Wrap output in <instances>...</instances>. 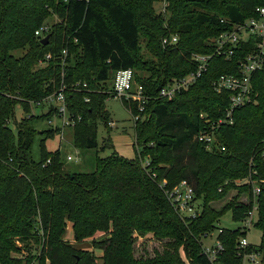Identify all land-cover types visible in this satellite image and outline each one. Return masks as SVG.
<instances>
[{"label":"trees","instance_id":"1","mask_svg":"<svg viewBox=\"0 0 264 264\" xmlns=\"http://www.w3.org/2000/svg\"><path fill=\"white\" fill-rule=\"evenodd\" d=\"M158 1L0 0V264L33 262L31 255H13L21 251L16 238L27 246L31 239L40 245L37 264H99L92 251L74 244L97 232L103 238L92 242L103 251L102 264H242L238 241L247 232L241 222L254 202L253 185L238 180L251 172L264 180V68L253 77L257 101L237 108L232 123L215 129L224 149L211 150L196 135L225 117L229 93H218L212 80L233 72L242 53L232 59L215 56L196 82L172 98L159 93L168 81L196 69L192 53L212 52L210 39L255 15L264 0H168L167 17L156 12ZM52 16L58 20L50 24V40L44 44L35 31ZM172 33L179 36L177 44L164 47L162 38ZM143 41L152 57L143 55ZM63 49L68 50L65 58ZM46 53L52 58L39 65ZM127 68L135 71L150 97L144 111L122 100L141 115L134 125L136 157L113 152L97 156L93 171H67L60 151L46 146L60 127L40 129L37 124L56 110L30 114V102L59 91L63 84L70 88L80 83L66 92L76 118L74 144L97 148L99 121L106 126L111 122L106 100L113 96L112 78ZM18 104L30 115L17 120ZM38 140L40 158L35 159ZM183 179L202 200L196 218L180 216L161 187L164 180L172 187ZM260 186L254 225L262 240L247 251L261 253L264 264V181ZM232 191L222 207L213 205ZM229 211L239 225L222 227L218 238L223 250L211 261L202 239ZM68 222L74 242L65 238ZM135 232L168 239L166 247L137 258Z\"/></svg>","mask_w":264,"mask_h":264},{"label":"built area","instance_id":"2","mask_svg":"<svg viewBox=\"0 0 264 264\" xmlns=\"http://www.w3.org/2000/svg\"><path fill=\"white\" fill-rule=\"evenodd\" d=\"M159 2L161 8L157 13L166 16V14H168L169 1L159 0ZM255 12V15L243 21L232 23L231 29L225 30L211 38L210 43L214 46L212 52L192 53L190 59L194 62L196 69L184 77L168 81L159 93L160 97L172 98L178 92L187 89L196 82L208 70L215 56L232 59L236 56L235 53H242L236 60V68L233 72L222 73L212 80V86L218 93H229V106L226 110L225 117L220 118L217 122H213L210 129L201 130L196 135V138L206 143L207 147L211 150L214 148H225L220 145L215 135L216 127L223 123H232L233 112L237 108L257 101L258 94L253 85V77L258 71L264 68V5L256 7ZM50 29L51 25L44 23L35 33L44 38ZM178 40V34L172 33L165 35L162 38V43L164 47H169L176 45ZM62 54L63 58H65L68 54V50L63 49ZM51 58L52 53H46L45 57L39 61V65H46L47 61ZM63 62L65 63V61ZM79 84L80 83H73L70 88H67V85L63 84L59 91L46 96L42 100L30 102L32 109L35 106L47 105L48 110L50 108L56 110L55 115L58 116L61 121L59 126L64 124H71L74 126L76 118L72 116L69 109L66 92L67 90H74ZM84 86H86V83ZM109 91L113 94V97L127 100L130 103H137L140 111L145 110L146 103L150 99L149 95L145 93L144 86L136 80L135 71L132 68L117 70L112 78V87ZM86 100H89V98H86ZM134 116L136 118L135 121L141 117L139 113L134 114ZM200 117L204 119L205 113H201ZM207 121L208 120H206V122ZM262 155L264 156V139L262 142ZM72 158L71 155L68 156V159ZM148 163L147 161L146 164ZM253 174L254 172H251L248 177L238 180L239 183L248 182L253 185L254 205L248 212L246 218L241 222V227L247 234L250 226H252L256 220L255 216L258 208L257 195L261 191L260 181H264L252 177ZM161 186L164 188L168 200L180 216L196 218L202 213V204L196 196L195 188L187 179L181 180L172 187H168L167 180H164ZM244 200H249V196L247 195ZM222 230L223 228L220 227L219 232ZM247 234L240 237L238 241L239 254L243 257L242 264H245V260L249 261L250 259L256 262L254 264H257L258 261L256 259L260 256V253L256 251H247V248L251 245L247 238ZM207 236H209V234ZM222 250L223 244L218 237L213 244H203V251L211 261H216Z\"/></svg>","mask_w":264,"mask_h":264},{"label":"rangeland","instance_id":"3","mask_svg":"<svg viewBox=\"0 0 264 264\" xmlns=\"http://www.w3.org/2000/svg\"><path fill=\"white\" fill-rule=\"evenodd\" d=\"M156 12L161 8L160 2H155L154 4ZM166 14L165 17H167ZM58 18L56 16H52L50 19L46 21L48 24H51L54 21H57ZM48 35V34H47ZM46 36V35H45ZM146 42H142V53L146 58L152 57L148 50L145 47ZM106 108L110 113L111 122L106 126L104 122L99 121L98 124V147L92 149H83L78 148L74 144V129L73 126L70 125H62L60 118L56 115L51 118H43L39 120L38 127L42 128H56L60 127V133L55 134L54 137L46 139V146L49 150H59L61 157L64 161V167L69 172L74 171H93L96 168V160L97 156L105 157L113 152H117L122 154L127 158H135L136 157V149L135 146V116L132 114L131 110L128 109L122 102V100L118 97H109L106 100ZM48 111V106H35L33 107L30 114H42ZM29 116V114L24 113L22 106L18 104L16 106V119L19 120L23 116ZM51 120V121H50ZM13 129H15V125L12 123ZM110 127V129H109ZM16 131V130H15ZM63 133V134H62ZM40 139V138H39ZM71 155L73 158L68 159V156ZM33 156L35 159L40 158V142L39 140L35 143L33 147ZM150 160V154L147 155V159ZM162 187V186H161ZM235 193L232 191L228 194L224 199L213 202V205L217 208L222 207L227 200ZM199 202L202 204V200L198 198ZM255 218H257V213ZM216 228L209 232V236L204 237L202 239L203 244L210 245L215 243L220 227H236L239 224L232 220V213L229 211L225 215H222L221 218L216 223ZM135 245H134V254L135 257H150L155 254L156 251H162L166 247V243L168 239H161L155 236L152 232H148L145 235H140L135 232ZM65 238L74 242V234L72 223L68 222L66 228ZM101 239L103 238L102 232H97L94 237L88 238L82 242H74L77 247L89 249L97 256V262L102 264L101 256L103 251L94 247L92 239ZM247 238L253 245H258L262 240V232L256 227L254 224L250 226L247 234ZM16 244L19 248H21L20 252H12L13 255L26 257V255H31L32 263H38V256L40 255V245L34 242V239L30 240V244L27 246L22 239L16 238ZM184 255V254H183ZM262 254L256 259L258 261L257 264L262 263ZM245 264H254L256 262L249 261L244 262ZM48 264V260L46 261Z\"/></svg>","mask_w":264,"mask_h":264},{"label":"water","instance_id":"4","mask_svg":"<svg viewBox=\"0 0 264 264\" xmlns=\"http://www.w3.org/2000/svg\"><path fill=\"white\" fill-rule=\"evenodd\" d=\"M50 40V34L46 35L43 39H42V43L47 44Z\"/></svg>","mask_w":264,"mask_h":264}]
</instances>
